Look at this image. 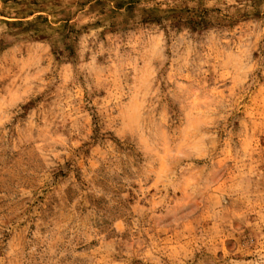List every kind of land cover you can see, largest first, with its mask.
<instances>
[{"label":"rangeland","instance_id":"1","mask_svg":"<svg viewBox=\"0 0 264 264\" xmlns=\"http://www.w3.org/2000/svg\"><path fill=\"white\" fill-rule=\"evenodd\" d=\"M0 264H264V0H0Z\"/></svg>","mask_w":264,"mask_h":264}]
</instances>
